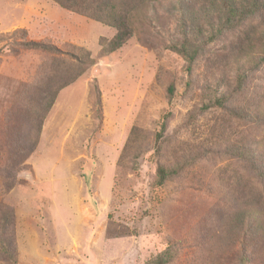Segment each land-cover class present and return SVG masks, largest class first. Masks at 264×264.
Returning <instances> with one entry per match:
<instances>
[{
    "label": "rangeland",
    "instance_id": "1",
    "mask_svg": "<svg viewBox=\"0 0 264 264\" xmlns=\"http://www.w3.org/2000/svg\"><path fill=\"white\" fill-rule=\"evenodd\" d=\"M208 3L148 0L134 12L125 45L103 55L100 39H111L112 27L54 0H0V35L19 31L0 42V165L6 132L14 127L24 134L27 127L24 114L12 113L14 96L45 59L22 43L84 49L93 61L57 93L13 188L5 192L0 177V201L14 212L16 264H147L166 249L173 255L166 264H264V178L231 148L251 153L252 140L264 141V117L237 120L229 110L246 108L264 86V16L223 28L218 13L202 12ZM193 36L202 48L189 62L171 47ZM244 51L249 54L240 61L249 62L235 90L229 63ZM216 84L232 99L225 110L205 111ZM164 113L169 117L155 155L153 137ZM134 123L148 143L137 158L126 155L119 163ZM215 124L226 131L220 142ZM191 157V166L166 183L162 199L151 202L156 165ZM0 264H9L1 252Z\"/></svg>",
    "mask_w": 264,
    "mask_h": 264
},
{
    "label": "trees",
    "instance_id": "2",
    "mask_svg": "<svg viewBox=\"0 0 264 264\" xmlns=\"http://www.w3.org/2000/svg\"><path fill=\"white\" fill-rule=\"evenodd\" d=\"M61 7L75 12L79 15L90 18L103 25L112 27L115 30L111 39H100L101 52L103 55H108L121 48L128 39L133 35L132 16L135 11L142 8L148 0H54ZM203 13H218L219 24L223 28H231L236 24L241 23L244 19H249L254 16H264V0H209V3L203 7ZM200 28V27H199ZM15 31L8 35H0V42L12 41L16 36ZM200 33V29L197 30ZM254 29L251 30V33ZM245 40L248 46L251 45V38L248 32L245 34ZM198 37L185 38V40L178 46L174 45L171 50L179 52L189 62L193 61L199 54L202 47L197 45ZM27 48H35V50L42 52L45 59L40 65V69L33 79V82L24 83L19 86L17 93L14 96V106L12 109L13 115H22L26 120L27 127L24 134L18 129L12 127L6 132L7 140L4 146L5 159H1L0 177L2 178V188L5 192L13 188L16 178L17 170L22 166L24 156L30 154L35 148L42 123L52 107L57 93L65 86L71 84L79 77L93 61L87 50L79 49L78 53L72 51H61L56 46L44 42H36L26 40L22 43ZM251 47V46H250ZM249 47V49H251ZM249 51H244L236 54L234 59L229 63V66H234L235 90L241 88L242 68L243 63H248L249 59L240 61L242 56H246ZM187 73L190 74L192 64L187 66ZM219 84L214 87V96L209 98L207 102L203 103L202 109L217 107L221 110L227 109V103L232 99L233 93L225 94L224 91L218 92ZM230 92V91H229ZM174 94V86L172 84L167 87V97L171 101ZM226 95V98H225ZM246 108L237 106L229 107L231 117L241 120L249 118L256 120L264 117V86L256 92L252 97ZM95 105L97 108V118L101 119V103L99 99L98 90L95 95ZM169 113H164L159 125L158 131L153 137V149L155 155H159L162 149V139L166 129L167 118ZM191 119V118H190ZM213 132L217 134V140L220 142L224 139L226 131L219 125L215 124L212 127ZM148 143V136L145 130L137 123L132 124L128 132L127 138L121 149L118 162L120 163L126 155L133 159L144 150ZM217 143V142H216ZM251 153L247 147L235 148L232 144L231 148L241 158L247 160L254 171L259 172L264 178V165L260 159L264 157V141H251ZM211 148V147H210ZM214 148V146H213ZM202 153L203 151L200 150ZM195 160L191 157L188 160L184 158L176 159L172 166H166L161 163L156 165L154 180L150 186V190L154 198L151 200L154 204L162 199L166 183L172 180L175 176H179L184 172L190 164ZM191 166V165H190ZM237 182V179H235ZM240 184V182H238ZM252 188V187H251ZM261 191L257 200L262 198ZM14 212L12 207L0 201V252L3 258L9 264H16V253L14 245ZM245 226V225H244ZM172 253L166 249L153 260L147 264H166L172 258Z\"/></svg>",
    "mask_w": 264,
    "mask_h": 264
}]
</instances>
